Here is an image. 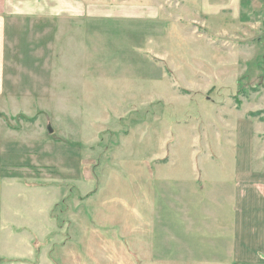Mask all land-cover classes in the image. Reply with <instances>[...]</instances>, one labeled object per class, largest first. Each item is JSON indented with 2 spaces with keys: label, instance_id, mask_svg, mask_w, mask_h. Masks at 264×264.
Instances as JSON below:
<instances>
[{
  "label": "rangeland",
  "instance_id": "1",
  "mask_svg": "<svg viewBox=\"0 0 264 264\" xmlns=\"http://www.w3.org/2000/svg\"><path fill=\"white\" fill-rule=\"evenodd\" d=\"M14 5L0 264H264V0Z\"/></svg>",
  "mask_w": 264,
  "mask_h": 264
},
{
  "label": "crops",
  "instance_id": "2",
  "mask_svg": "<svg viewBox=\"0 0 264 264\" xmlns=\"http://www.w3.org/2000/svg\"><path fill=\"white\" fill-rule=\"evenodd\" d=\"M15 0H0V102H2L5 98H11V94L9 93V89L7 87V83L9 81L10 74L8 73L9 62L7 58V47L9 46V36L13 35L12 30L8 28V20H12L14 15H16L15 11ZM13 15V18L11 16ZM1 113L5 114L6 111L4 109H0ZM259 223V224H258ZM264 226V222H234L235 229L239 228L249 229L251 226ZM262 234L258 232L255 234L251 230H247V233L244 232H236V241H234L235 250H232L231 256L235 260H244V261H254L256 259V244L264 243V229ZM251 233V234H250ZM251 235V236H250ZM244 246L240 247V244ZM264 246V244H263ZM262 249V248H261Z\"/></svg>",
  "mask_w": 264,
  "mask_h": 264
}]
</instances>
